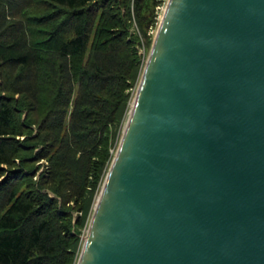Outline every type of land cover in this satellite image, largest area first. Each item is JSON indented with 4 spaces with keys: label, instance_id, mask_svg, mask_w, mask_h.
I'll return each mask as SVG.
<instances>
[{
    "label": "water",
    "instance_id": "obj_1",
    "mask_svg": "<svg viewBox=\"0 0 264 264\" xmlns=\"http://www.w3.org/2000/svg\"><path fill=\"white\" fill-rule=\"evenodd\" d=\"M76 264H264V0H167Z\"/></svg>",
    "mask_w": 264,
    "mask_h": 264
},
{
    "label": "trees",
    "instance_id": "obj_2",
    "mask_svg": "<svg viewBox=\"0 0 264 264\" xmlns=\"http://www.w3.org/2000/svg\"><path fill=\"white\" fill-rule=\"evenodd\" d=\"M160 2L0 0V264H76Z\"/></svg>",
    "mask_w": 264,
    "mask_h": 264
},
{
    "label": "rangeland",
    "instance_id": "obj_3",
    "mask_svg": "<svg viewBox=\"0 0 264 264\" xmlns=\"http://www.w3.org/2000/svg\"><path fill=\"white\" fill-rule=\"evenodd\" d=\"M166 2L167 0H161L160 4L156 7V13H157V18H156V24L154 26H152V28L149 30V35L151 37V44H152V41H153V38L155 36V33L157 31V28H158V25H159V22L161 20V17H162V14H163V11H164V8L166 6ZM133 31L137 32L138 33V30H137V27H136V23L135 21H133ZM138 47V52L141 53L142 55V63L141 66H140V69H139V73H138V77L136 79V81L134 82L133 84V87L128 91H130V97H129V101L127 103V108L125 110V113H124V116H123V119H122V122L120 124V127H119V130H118V135H117V139L115 141V144L113 146V148L111 149V154L112 156H114L115 152H116V149L118 147V144H119V140L121 138V135H122V131H123V128H124V125H125V122H126V118L128 116V113H129V110L131 108V104L133 102V98L135 96V92H136V89H137V86L139 84V80H140V77H141V73L143 71V67H144V64H145V61H146V58L148 56V53H149V50H150V46H148L147 44V41L145 38H141L140 39V45L137 46ZM140 55V54H139ZM113 158V157H112ZM112 158H111V161H112ZM110 161V163H111ZM39 163H42L44 166L47 164V162L45 160H41ZM110 164H108L107 167H109ZM42 169V168H41ZM108 170V169H107ZM107 173V172H106ZM105 173V175H106ZM104 176L103 178L101 179V181L99 182V187L96 189V191L94 192V195H93V200L91 202V205H90V209L88 211V215H87V226H88V223H89V220L91 218V215L93 213V209H94V206L96 204V201H97V198H98V195H99V192L101 190V187H102V184H103V181H104ZM90 188V187H89ZM68 205H70L72 208L74 207V202H70ZM81 215V212L77 211L76 208H73V216H79ZM87 226H85L83 229H82V233L80 234V242H79V245L81 249V246H82V242L84 240V236H85V232H86V228ZM80 251V250H79Z\"/></svg>",
    "mask_w": 264,
    "mask_h": 264
},
{
    "label": "built area",
    "instance_id": "obj_4",
    "mask_svg": "<svg viewBox=\"0 0 264 264\" xmlns=\"http://www.w3.org/2000/svg\"><path fill=\"white\" fill-rule=\"evenodd\" d=\"M138 53H139V54H140V56H141V62H143V61H142V55H141V53H140V52H138ZM142 64H143V63H142Z\"/></svg>",
    "mask_w": 264,
    "mask_h": 264
}]
</instances>
